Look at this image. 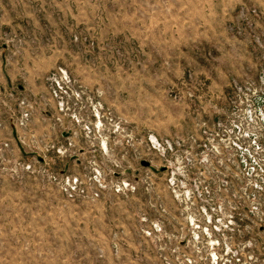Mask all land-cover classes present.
<instances>
[{
  "label": "rangeland",
  "instance_id": "374dc122",
  "mask_svg": "<svg viewBox=\"0 0 264 264\" xmlns=\"http://www.w3.org/2000/svg\"><path fill=\"white\" fill-rule=\"evenodd\" d=\"M260 96L264 0H0V264H264Z\"/></svg>",
  "mask_w": 264,
  "mask_h": 264
},
{
  "label": "built area",
  "instance_id": "2783aa9c",
  "mask_svg": "<svg viewBox=\"0 0 264 264\" xmlns=\"http://www.w3.org/2000/svg\"><path fill=\"white\" fill-rule=\"evenodd\" d=\"M252 104H258L262 118L264 121V96H260L252 101ZM264 127V122L260 125ZM241 129V128H240ZM249 138L252 139L253 151L249 156H246L245 152L243 153L242 160L246 167V172L251 175H255V188L260 192L264 193V138L261 136V131L258 128L252 129L248 134ZM237 147L241 149L239 141L235 142ZM258 178V179H257Z\"/></svg>",
  "mask_w": 264,
  "mask_h": 264
}]
</instances>
